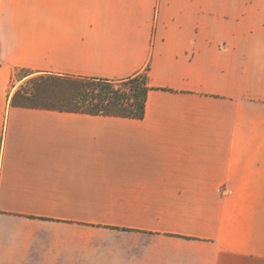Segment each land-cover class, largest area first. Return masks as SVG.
Segmentation results:
<instances>
[{"label": "crops", "instance_id": "0c3cea01", "mask_svg": "<svg viewBox=\"0 0 264 264\" xmlns=\"http://www.w3.org/2000/svg\"><path fill=\"white\" fill-rule=\"evenodd\" d=\"M148 65L142 119L11 102ZM0 264H264V0H0Z\"/></svg>", "mask_w": 264, "mask_h": 264}, {"label": "trees", "instance_id": "16d2710c", "mask_svg": "<svg viewBox=\"0 0 264 264\" xmlns=\"http://www.w3.org/2000/svg\"><path fill=\"white\" fill-rule=\"evenodd\" d=\"M148 69L149 65L145 72L112 79L17 67L13 79L25 81L16 89L11 102L21 107L142 119L152 88ZM19 72L23 74L18 76Z\"/></svg>", "mask_w": 264, "mask_h": 264}, {"label": "rangeland", "instance_id": "374dc122", "mask_svg": "<svg viewBox=\"0 0 264 264\" xmlns=\"http://www.w3.org/2000/svg\"><path fill=\"white\" fill-rule=\"evenodd\" d=\"M22 74H23V72H19L18 76H20ZM24 81H25V79L24 80H20L19 77H18V78L13 79L12 83L18 85V87H19L21 84L24 83Z\"/></svg>", "mask_w": 264, "mask_h": 264}]
</instances>
